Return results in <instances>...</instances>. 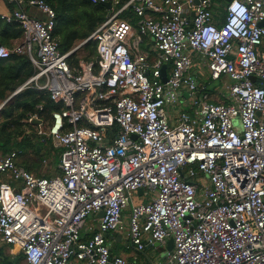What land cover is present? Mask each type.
I'll use <instances>...</instances> for the list:
<instances>
[{
    "label": "built area",
    "instance_id": "obj_1",
    "mask_svg": "<svg viewBox=\"0 0 264 264\" xmlns=\"http://www.w3.org/2000/svg\"><path fill=\"white\" fill-rule=\"evenodd\" d=\"M2 1L12 8L0 19L23 36L0 46V60L27 55L36 71L15 94L46 91L63 106L37 131L61 150L63 176L37 177L18 165L20 151L0 152L10 179L0 183V247L26 264H139L112 254V234L138 253L172 240L153 264H264V0H232L224 17L214 0H92L113 10L66 54L49 4ZM88 41L98 62L72 68ZM201 68L222 81L227 104L210 101Z\"/></svg>",
    "mask_w": 264,
    "mask_h": 264
},
{
    "label": "trees",
    "instance_id": "obj_2",
    "mask_svg": "<svg viewBox=\"0 0 264 264\" xmlns=\"http://www.w3.org/2000/svg\"><path fill=\"white\" fill-rule=\"evenodd\" d=\"M43 1L56 12L57 27L54 35L59 42L62 54L68 53L87 41L110 15L105 6L100 3L95 4L92 0ZM127 1L121 0L118 8ZM222 3L220 17L226 14L227 3L224 1ZM11 8L8 6V9ZM121 18H131L133 24L137 26L138 18L133 12L126 11ZM22 36L23 30L18 23H7L0 19V46L13 48ZM262 49L264 50V46ZM81 60L98 62L96 42L88 41L68 59L72 68H78ZM35 73V68L27 55L13 54L9 59L0 60V104L10 98L0 111V152L6 155L14 150L20 151L18 165L37 177L63 176L59 169L61 150L55 148L50 138L44 140L37 134L35 123L26 122L37 115L43 121V126L47 127L52 123L53 113L62 110L63 106L55 104L50 93L46 91L28 88L15 94ZM221 85L220 80L208 86L206 91L211 96V102L227 104L229 100L215 89ZM46 166L55 168L56 173L44 172ZM1 181L2 176H0V183ZM10 248V246L0 247V264H20L23 260L25 261L23 254L13 259ZM6 250L9 253H6ZM118 251L116 248L111 249L114 256L118 255Z\"/></svg>",
    "mask_w": 264,
    "mask_h": 264
},
{
    "label": "crops",
    "instance_id": "obj_3",
    "mask_svg": "<svg viewBox=\"0 0 264 264\" xmlns=\"http://www.w3.org/2000/svg\"><path fill=\"white\" fill-rule=\"evenodd\" d=\"M223 0H214V5H213V9L215 10V12L218 14V16L221 14L220 12H221V9H222V7H223ZM8 12V6H7V4L4 2V1H2V0H0V14H6ZM30 13H32V14H35V15H38V16H41L42 17V14L41 13H39L37 10H35V9H30ZM192 12H191V15L189 16V19H190V21L192 22V20H193V17H192ZM224 17V16H223ZM128 19H130L131 20V18H128ZM220 21V20H219ZM131 22H132V20H131ZM220 24H222V20L219 22ZM132 24H133V22H132ZM134 25V24H133ZM135 26V25H134ZM137 26H138V22H137ZM137 26H135L136 28H137ZM143 48L145 49V50H147L148 52H149V54H150V56H151V59L152 60H154L155 59V57H156V51H155V47H154V42L152 41V39H150V38H146L145 39V42H144V44H143ZM200 76H201V82L202 83H204V86L206 87V90H207V87L208 86H210V85H212V84H210L211 82H210V79H208L209 78V74H208V72H207V70H205L204 68H201L200 69ZM32 78V77H31ZM30 78V79H31ZM29 79V80H30ZM222 86H223V83H222V85L220 86V87H218V89H217V91L218 90H220V91H218L219 92V94L221 95V96H223V94H225V91H223V89H222ZM29 89H33V88H29ZM206 90H204L205 92H207ZM15 95V94H14ZM172 119L174 120L175 119V115L174 114H172ZM36 126H37V131L40 129V127H39V124H35ZM56 177V176H55ZM10 181V179H8V177H3L2 178V181L1 182H9ZM141 198V196L140 195H138L137 194V200H139ZM90 223V224H89ZM97 223V221H95V219L93 220L92 218L89 220V222H88V225H95ZM112 235V234H111ZM114 235H112L110 238H108V241H109V243L111 244V247L112 248H116V249H119L118 248V242H120L122 239L120 238V237H118V236H114ZM3 247H5V246H3ZM10 252H11V248H10ZM10 255H11V253H10ZM116 256H118V255H116ZM17 257V256H16ZM13 258V257H12Z\"/></svg>",
    "mask_w": 264,
    "mask_h": 264
},
{
    "label": "rangeland",
    "instance_id": "obj_4",
    "mask_svg": "<svg viewBox=\"0 0 264 264\" xmlns=\"http://www.w3.org/2000/svg\"><path fill=\"white\" fill-rule=\"evenodd\" d=\"M215 89L217 90L218 87H215ZM236 126L240 131L242 130V126L239 118L236 119ZM47 127L45 125L44 129H46ZM43 171L49 172L50 174L56 173V169L50 168V166H46V168ZM3 177L5 176H2V178ZM129 212H130V208L126 211V218H128ZM118 248H119L118 256H122L128 260H136L139 264L141 263L153 264L155 262H158L160 258H163L165 252L167 251V247L165 249L159 250L157 247L153 246V247H148L144 253H138L131 247L129 240L126 236H124L123 239L120 242H118ZM6 253H9V251L6 250ZM20 264H26V262L23 260L22 262H20Z\"/></svg>",
    "mask_w": 264,
    "mask_h": 264
},
{
    "label": "water",
    "instance_id": "obj_5",
    "mask_svg": "<svg viewBox=\"0 0 264 264\" xmlns=\"http://www.w3.org/2000/svg\"><path fill=\"white\" fill-rule=\"evenodd\" d=\"M225 3H229V2H231L232 0H223ZM195 4L196 5H198L199 4V0H195ZM103 6H105L106 8H107V10L111 13V11L113 10V5H112V3H110V2H108V3H103L102 4ZM192 17H194V13L192 14ZM263 25H264V23H263ZM162 80L164 81V82H166L167 81V75H166V67H164L163 68V71H162ZM188 96V94H185V97H187ZM9 102V101H8ZM7 102V103H8ZM37 122V123H36ZM36 122H34L35 124H39V125H42L43 124V121L42 120H39V121H36ZM44 140H46L47 139V137H42ZM143 193H144V191L143 190H139V192H138V195H140V196H142L143 195ZM104 217V212L103 211H101L97 216H96V218H98V219H101V218H103ZM107 236V238H110L112 235L111 234H107L106 235ZM156 246H158V245H156ZM173 250V241L171 240V241H169V243H168V246H167V251L165 252V254L164 255H166L168 252H170V251H172Z\"/></svg>",
    "mask_w": 264,
    "mask_h": 264
}]
</instances>
